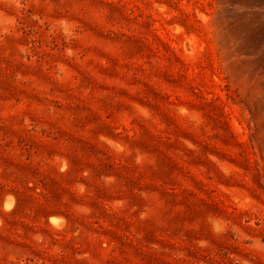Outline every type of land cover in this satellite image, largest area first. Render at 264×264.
<instances>
[{"label": "rangeland", "instance_id": "obj_1", "mask_svg": "<svg viewBox=\"0 0 264 264\" xmlns=\"http://www.w3.org/2000/svg\"><path fill=\"white\" fill-rule=\"evenodd\" d=\"M0 264H264V0H0Z\"/></svg>", "mask_w": 264, "mask_h": 264}]
</instances>
